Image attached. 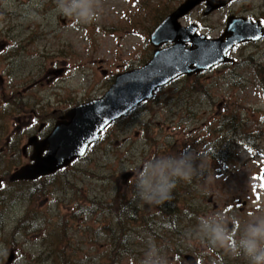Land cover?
Listing matches in <instances>:
<instances>
[{"label": "rangeland", "instance_id": "rangeland-1", "mask_svg": "<svg viewBox=\"0 0 264 264\" xmlns=\"http://www.w3.org/2000/svg\"><path fill=\"white\" fill-rule=\"evenodd\" d=\"M184 1L100 0L98 18L83 23L57 13L56 0H0V264H141L153 242L167 264H190L187 255L194 264H248L196 230L198 217L221 211L235 221V240L237 228L264 215V38L233 48L232 62L162 86L67 169L8 179L31 162L29 137L45 138L62 114L102 97L117 74L153 57L151 33ZM205 7L180 22L211 38L233 14L264 16V0H235L208 15ZM222 144L230 155L211 157ZM181 153L196 154L198 175L178 183L176 213L132 196L144 161ZM127 171L134 174L124 181ZM117 197L138 210L135 219L120 222ZM113 237L128 243L123 255L112 253Z\"/></svg>", "mask_w": 264, "mask_h": 264}, {"label": "water", "instance_id": "water-1", "mask_svg": "<svg viewBox=\"0 0 264 264\" xmlns=\"http://www.w3.org/2000/svg\"><path fill=\"white\" fill-rule=\"evenodd\" d=\"M204 1V14L208 15L234 0H185L181 3L151 33L150 41L156 47L153 57L141 67L117 74L102 97L72 107L45 139L31 141L35 144L32 163L13 172L10 180H36L68 167L86 155L113 121L152 98L157 89L178 77L232 62L228 53L233 47L264 38V25L244 16H229L223 33L216 38L199 33L195 23L182 25L180 18ZM133 174L127 171L122 178L128 181ZM232 227L230 221L229 228ZM14 257L11 251L8 261H13ZM186 258L194 264L192 255Z\"/></svg>", "mask_w": 264, "mask_h": 264}, {"label": "clouds", "instance_id": "clouds-1", "mask_svg": "<svg viewBox=\"0 0 264 264\" xmlns=\"http://www.w3.org/2000/svg\"><path fill=\"white\" fill-rule=\"evenodd\" d=\"M99 7L100 0H56L57 13L83 23L97 19ZM197 158L195 153H181L154 156L144 161L134 172L135 191L132 196L149 205H162L172 200L173 191L180 181L190 183L198 175ZM203 167L202 163L199 169ZM229 222L223 212L218 211L198 217L196 231L208 244L224 248L229 255L243 256L248 264H264V215L247 221L242 231L237 228L238 238L235 240L233 229L228 227ZM232 223L235 227V221ZM141 264H167V260L162 249L153 242Z\"/></svg>", "mask_w": 264, "mask_h": 264}, {"label": "trees", "instance_id": "trees-1", "mask_svg": "<svg viewBox=\"0 0 264 264\" xmlns=\"http://www.w3.org/2000/svg\"><path fill=\"white\" fill-rule=\"evenodd\" d=\"M235 118V115H231L227 120H221L220 119V125L219 126H215L214 135L217 134L218 131L221 130L222 126L224 125V122L227 124V122L233 121ZM208 153L214 157H219L218 159L220 160H225V158H227L230 155V152L227 148V145H221L219 150L217 151L216 146L213 148H211ZM67 169V168H65ZM63 169V170H65ZM54 175V174H53ZM46 177V176H43ZM40 177L39 179L43 178ZM179 187V184H177L176 189L173 191V199L170 201H166L164 202L162 205H158V207L160 208V210L166 214H171V213H176V210L178 208V204H179V200L178 198H176V194H177V188ZM116 203L113 204L114 206V210L118 213V215L120 216V222L123 224L125 223V220L132 219L134 217L135 214L138 213V210L135 207H132L130 203H128L126 200L117 197L115 198ZM114 235V233H113ZM127 245L128 243H126L125 241H121L119 242L118 239L116 237H113V246H112V253L115 256L118 255H123L124 252L127 249Z\"/></svg>", "mask_w": 264, "mask_h": 264}, {"label": "flooded vegetation", "instance_id": "flooded-vegetation-1", "mask_svg": "<svg viewBox=\"0 0 264 264\" xmlns=\"http://www.w3.org/2000/svg\"><path fill=\"white\" fill-rule=\"evenodd\" d=\"M254 21H260V23L262 24V25H264V16H261V17H258V18H252ZM247 43V42H246ZM232 58V57H231ZM6 96V99H7V97H10L11 99H12V95H5ZM65 114V113H64ZM64 114H62V115H64ZM36 115L39 117V114H37V111H36ZM61 115V116H62ZM61 116L59 117V119L58 120H61ZM38 118L37 117H35V121L37 120ZM57 120V121H58ZM57 121H56V123H57ZM56 123H55V125H56ZM54 125V126H55ZM43 126V124L41 125V127ZM41 127L39 128V129H41ZM54 128V127H53ZM53 130V129H52ZM39 132V131H38ZM49 135V134H48ZM47 135V136H48ZM39 136V134H35L34 133V135L33 136H31V137H29V139H28V144H30V146L32 145L33 146V150H32V153H30V163H32V159H31V156L33 155V153H34V151H35V144L34 143H32L34 140H37V141H42L43 139H45V138H43V139H41V138H39L38 137ZM32 141V142H31ZM30 163H28V164H30ZM24 165H26V164H24ZM24 165H22V166H24ZM22 166H20V167H17L13 172H15L17 169H19V168H21ZM12 172V173H13ZM11 173V174H12ZM11 174L9 175V177H8V179L10 180V177H11ZM48 176H50V175H48ZM43 177V176H42ZM40 178V177H39ZM38 178V179H39ZM37 180V179H36ZM0 181H1V183L3 184V182L5 181V178H3V177H0ZM11 181V180H10ZM19 181H25V180H16V181H11V182H19ZM28 181V180H27Z\"/></svg>", "mask_w": 264, "mask_h": 264}]
</instances>
